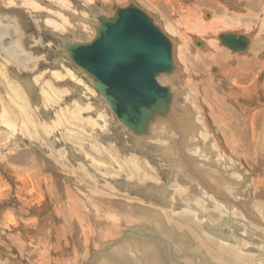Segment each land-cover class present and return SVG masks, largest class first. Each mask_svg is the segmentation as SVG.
I'll return each mask as SVG.
<instances>
[{"label": "rangeland", "instance_id": "obj_1", "mask_svg": "<svg viewBox=\"0 0 264 264\" xmlns=\"http://www.w3.org/2000/svg\"><path fill=\"white\" fill-rule=\"evenodd\" d=\"M247 1L0 0V264H264V29L238 15ZM130 4L173 41L177 67L158 78L172 112L147 138L63 50ZM180 18L230 28L185 38ZM223 34L251 46L235 54ZM175 116L186 131L168 128Z\"/></svg>", "mask_w": 264, "mask_h": 264}, {"label": "water", "instance_id": "obj_2", "mask_svg": "<svg viewBox=\"0 0 264 264\" xmlns=\"http://www.w3.org/2000/svg\"><path fill=\"white\" fill-rule=\"evenodd\" d=\"M99 22L90 42L68 45V57L94 79L96 91L113 114L135 135H145L150 123L163 116L158 110L168 109L172 102L171 88L162 86L158 77L174 69L173 43L134 4L118 8ZM220 41L235 54L247 51L251 44L247 36L237 34H223Z\"/></svg>", "mask_w": 264, "mask_h": 264}, {"label": "bare ground", "instance_id": "obj_3", "mask_svg": "<svg viewBox=\"0 0 264 264\" xmlns=\"http://www.w3.org/2000/svg\"><path fill=\"white\" fill-rule=\"evenodd\" d=\"M135 5V4H134ZM185 9H187V8H185ZM184 9V10H185ZM181 10V9H180ZM240 10H243V9H240ZM116 11V10H115ZM188 11H190V10H188ZM264 12V11H263ZM115 13V12H114ZM114 15V14H113ZM112 15V16H113ZM210 15V14H209ZM238 15L240 16V18L242 19V16L243 17H248V19L249 20H251V21H254V23L253 24H249V26H251V28H250V32H252L254 35H256V33L258 32L259 33V31L262 29H264V17H263V14H262V16L260 17V15H258V16H254V17H252L251 15H250V13L247 11V9H245V10H243V11H239V13H238ZM101 17H108V16H99L98 17V19H97V21H98V24L97 25H95L94 26V37L96 36V27L98 26V27H100V18ZM181 17V16H180ZM175 19V18H174ZM181 19V18H180ZM190 19V18H189ZM223 19V18H222ZM178 20V19H177ZM188 21H190V20H188ZM205 21V20H204ZM191 22V21H190ZM179 24H182V23H184L186 26L185 27H183L182 28V30H184L185 29V31H184V33H183V36L186 38L187 37V33L186 32H190V31H192V32H194V27L195 28H197L196 29V31H197V33H199V35H200V33H204V32H206L209 28H210V32H208V33H206L205 35H207V34H209V33H211V32H218V31H216L215 29L216 28H218V29H220L221 27L223 28V26L222 25H226V23H225V21L224 20H216V21H210V22H208V24H205V23H202V22H198L199 24H196V25H192V23H191V25H190V23H189V25H187V21L186 20H184L183 18L181 19V20H179V22H178ZM203 24V26H201ZM241 24H242V22H241ZM178 26V25H177ZM176 26V27H177ZM183 26V25H182ZM181 26V27H182ZM228 26V28H230V26L229 25H227ZM160 27V26H159ZM225 27V26H224ZM224 29V28H223ZM196 33V32H195ZM194 33V34H195ZM261 34V33H260ZM238 35V34H237ZM210 36V35H209ZM195 39V38H194ZM250 39V38H249ZM186 40V39H185ZM212 40V39H211ZM91 41V40H90ZM90 41H87V42H90ZM172 41V40H171ZM218 41L220 42V44L222 45V46H224L223 44H222V42L223 43H228L225 39L221 42L220 41V37L218 38ZM76 42H80V43H83L84 41H73L72 43H76ZM214 42H215V40H214ZM72 43H65V45H64V52H65V54L67 55V57H68V53H67V50H66V48L68 47V45L69 44H72ZM172 43H173V41H172ZM216 43V42H215ZM193 44V43H192ZM191 44V45H192ZM203 42H194V45L195 46H197V47H199V48H203L204 50H208L209 48H207L208 47V45H206V44H204ZM213 44V43H212ZM213 46V45H212ZM250 46H251V44H250ZM225 47V46H224ZM184 48H188V44L186 43V42H184L183 41V43H182V46H181V51L184 49ZM201 48V49H202ZM227 48V47H226ZM250 48V47H249ZM212 49H214V46L212 47ZM229 49V48H228ZM17 51H19V50H17ZM185 51V50H184ZM216 48L214 49V51H213V53H210V55H207L206 57L207 58H210V59H212L213 60V62H216L217 61V59H219V58H214V57H218V56H220L218 53L216 54ZM219 51V50H218ZM11 55V57L12 58H14L15 60H17L18 62H20V58H18V56H19V53H17V52H12V53H10ZM199 55V54H198ZM255 54L253 53L251 56H254ZM24 57V56H23ZM69 58V57H68ZM200 59V58H199ZM25 60V59H24ZM69 60H70V58H69ZM71 61V60H70ZM72 62V61H71ZM173 62H175L174 61V44H173ZM204 62V61H203ZM21 63V62H20ZM73 63V62H72ZM252 63H253V61L252 60H250L249 62H248V65H249V67H251V65H252ZM24 64V63H23ZM25 65V64H24ZM245 66H246V64H244ZM76 66V65H75ZM77 67V66H76ZM78 68V67H77ZM189 68V67H188ZM79 69V68H78ZM80 70V69H79ZM176 70H177V67H176V65H175V63H174V69H173V71H172V73H170V74H164L165 76H174V74H175V72H176ZM214 70V69H213ZM81 71V73L87 78V79H89L90 81H91V83H92V86H93V88H94V90L96 91V88H95V86H94V79L93 78H90L84 71H82V70H80ZM215 72L217 71V69H215L214 70ZM234 71H239V69H236V70H234ZM3 73V72H2ZM124 76V75H123ZM122 76V77H123ZM162 76V75H161ZM160 77V76H159ZM158 77V78H159ZM7 80H8V82H9V78H6ZM202 80V79H201ZM2 82V81H1ZM4 84V83H3ZM9 88H11V86H10V83H9ZM8 87H7V94L10 96L11 95V92L12 93H16V90H14V89H11L12 91H10V89H9ZM15 88V87H14ZM9 89V90H8ZM238 89V88H237ZM242 89V88H241ZM96 93L99 95V97H101L105 102H106V100H105V98L104 97H102L97 91H96ZM171 93H172V102H171V104L169 105V107H168V109H162V108H160L158 111H160L161 110V113L163 114V116H158V117H156L151 123H150V126H149V131H148V133H146L145 135H141V136H137V135H135L134 134V132L127 126V125H125L122 121H120L118 118V121L120 122V124H122V125H124V127L128 130V131H132V133H133V135H135V136H137V137H145V138H147V137H150V135H151V133H152V131H153V129L156 127V124H158L159 122H161V121H163V118L164 117H166L167 118V115H170L171 114V112H172V106H173V100H174V91L171 89ZM239 96V95H238ZM13 97V96H12ZM14 99V98H13ZM27 100V99H26ZM8 102V101H7ZM15 102H17L16 100H15ZM28 103V102H27ZM30 104V103H29ZM107 104V103H106ZM25 105H27L26 103H25ZM19 106V105H18ZM19 107H21V106H19ZM23 107V106H22ZM11 108V107H10ZM44 108H45V106H44ZM17 109V108H16ZM25 108V106H24V111H27L28 109H26ZM38 110V109H37ZM36 110V111H37ZM40 110V109H39ZM47 110V109H46ZM16 111V110H15ZM14 111V112H15ZM10 111H9V109H5L4 111H3V113L1 114L0 113V120L1 121H7V119L9 118V116H7V118L5 119V117H6V115L7 114H10L9 113ZM5 113V114H4ZM29 114H30V112H28ZM68 113V112H67ZM22 114H23V112H22ZM28 114V115H29ZM16 115V114H15ZM14 115V116H15ZM35 115H36V113H35ZM40 115V114H39ZM19 116V115H18ZM24 116V115H23ZM26 116V115H25ZM116 116V115H115ZM31 117V116H30ZM29 117V118H30ZM117 117V116H116ZM178 117V116H177ZM176 116L174 117V118H177ZM12 118V117H11ZM10 118V119H11ZM187 118V115L186 116H184V120ZM32 119V118H31ZM189 119V118H188ZM11 120H13L14 121V119L12 118ZM16 120V119H15ZM27 120V119H26ZM30 120V119H29ZM177 120V123L176 124H170V122H168V128L169 127H171V128H174L175 129V127L177 128V130H182V129H184V126H183V121H182V119H181V121L177 118L176 119ZM33 121V120H32ZM0 123H5V122H0ZM13 123V122H12ZM14 123H16V122H14ZM13 123V124H14ZM29 125H30V123L29 122H27ZM186 123V122H185ZM6 124V126H7V130H9V129H11V124H10V122H6L5 123ZM32 124V123H31ZM14 126V125H13ZM23 126H25L24 124H23ZM33 126V125H32ZM192 126V125H191ZM8 127H10V128H8ZM31 129V128H30ZM1 130V129H0ZM17 130V129H16ZM25 130H27V129H25ZM169 130V129H168ZM185 130V129H184ZM186 131V130H185ZM193 131V130H192ZM11 132H13V131H11ZM129 132V133H130ZM6 134H8L9 135V132H7V133H4L3 132V135L4 136H6V138L8 137V135H6ZM14 134V133H13ZM186 134H188V133H186ZM185 134V135H186ZM224 134V133H223ZM3 135L1 134V132H0V147L2 146V143L4 142V139H5V137H3ZM147 136V137H146ZM187 136V135H186ZM186 139V138H185ZM212 139V138H211ZM210 139V140H211ZM185 141V140H184ZM236 141V140H235ZM164 142V141H163ZM236 143V142H235ZM177 145V144H176ZM202 146V145H201ZM184 147V146H183ZM180 148H182V147H180ZM204 149V148H203ZM217 149V148H216ZM215 149V151H217ZM213 152V150L211 151V153ZM218 152V151H217ZM213 154V153H212ZM191 157V156H190ZM189 157V158H190ZM215 157V156H214ZM196 158V157H195ZM196 160V159H195ZM209 160H211L212 161V159H209ZM218 163V162H217ZM187 164L189 165V163L187 162ZM213 164H215L214 162H213ZM192 164H190L188 167H190ZM218 166V165H217ZM179 167V166H178ZM199 167V166H198ZM205 167V166H204ZM219 167V166H218ZM210 168V167H209ZM206 169V168H205ZM218 169V168H217ZM214 172V171H213ZM218 173V172H217ZM214 174H216V173H214ZM195 185V184H194ZM260 186V185H259ZM258 186V187H259ZM200 190V189H199ZM213 192V191H212ZM177 196V195H176ZM164 201V200H163ZM167 201V200H166ZM221 204V203H220ZM130 208V207H129ZM126 209H127V207H126ZM230 210V209H229ZM243 210H244V208H243ZM242 210V211H243ZM130 211V210H129ZM244 212V211H243ZM250 212V211H249ZM247 215H249V214H247ZM139 216H141V215H139ZM142 217V216H141ZM144 217V216H143ZM250 217V216H249ZM145 218V222H148V220H151V219H154V221H156L157 219H158V221L160 222V218H158L157 216H155V215H151V216H147L146 215V217H144ZM235 218V217H234ZM156 219V220H155ZM162 219V218H161ZM10 220V219H9ZM15 224V223H14ZM206 224V223H205ZM15 226V225H14ZM119 256V255H118ZM126 256V255H125ZM123 258V257H122ZM126 258V257H125ZM114 260V259H113ZM116 260V259H115ZM126 260V259H125ZM128 260V259H127ZM122 263V262H121ZM136 264V263H135Z\"/></svg>", "mask_w": 264, "mask_h": 264}, {"label": "crops", "instance_id": "obj_4", "mask_svg": "<svg viewBox=\"0 0 264 264\" xmlns=\"http://www.w3.org/2000/svg\"><path fill=\"white\" fill-rule=\"evenodd\" d=\"M262 6L264 9V0H248L244 6H240L238 13H239V11H243V10L247 9V11L250 13V15L252 17L258 16V15H260V17H261L262 16V8H261ZM240 9H243V10H240ZM225 23L227 24L226 21H225Z\"/></svg>", "mask_w": 264, "mask_h": 264}]
</instances>
